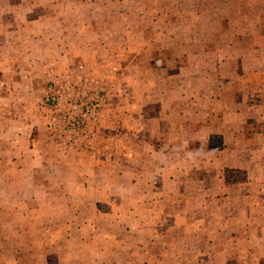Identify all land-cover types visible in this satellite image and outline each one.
I'll return each mask as SVG.
<instances>
[{
  "label": "rangeland",
  "instance_id": "1",
  "mask_svg": "<svg viewBox=\"0 0 264 264\" xmlns=\"http://www.w3.org/2000/svg\"><path fill=\"white\" fill-rule=\"evenodd\" d=\"M234 34L237 59H253L264 0H0V264H264V177L228 198L244 223L240 251L228 243L238 260L219 259L217 226L234 223L220 181L193 195V173L223 171L200 112L217 111ZM158 107L173 110L167 129L139 117ZM155 182L177 196L172 211H142ZM175 218L216 223V244Z\"/></svg>",
  "mask_w": 264,
  "mask_h": 264
},
{
  "label": "crops",
  "instance_id": "2",
  "mask_svg": "<svg viewBox=\"0 0 264 264\" xmlns=\"http://www.w3.org/2000/svg\"><path fill=\"white\" fill-rule=\"evenodd\" d=\"M236 34L233 35L234 43L232 42L226 45V49L234 53V55L232 56L235 57L231 58L234 60V65L231 66V71L222 72V75L218 78V81L212 83L213 85H211L212 87H214L215 93H212L209 98L212 101L214 99H218L217 111L211 109L215 107V104L209 103L208 108L200 112V114H202L203 116L201 119L203 122V127H206L204 131L209 132L206 146L208 148H214V146H212L211 144L212 136L218 135L219 137H221L222 148L224 149L221 151V156H225L222 161L223 171L219 173L217 178L216 176L212 177L209 171H203L202 173H199L198 178H195V174L193 173L192 178L197 186H201L202 188L200 190L193 188V195H201L203 197L209 196L208 187L210 186V183L213 181V179H217L218 181H220L218 187V195L220 196L219 210H224V219L222 218V220H224V222H234L219 223V225L217 226L218 231L216 232H218L219 234L218 252L219 255L222 254L218 256L219 259L223 261H232L234 259L238 260L237 257H239L238 254H240V252H230V250L228 249V243L230 245H233L234 250L237 251H240L238 249V246L244 243L242 240V236L241 238H238V235H242V226L244 223H238V216L236 217V215L233 214L234 211L236 212V205L238 204L234 202L228 203V198L231 200V195H241V191H243L244 189V192L246 193L244 195L248 196L247 193L252 194L253 192L247 189L246 184L251 186H258L259 181L264 177V163L259 162L260 156H262V154L264 153V58H262L264 56L262 54L264 52V47L262 46L264 43L252 45L251 51L255 53L253 59H251L250 61L239 60L237 59V56L238 51L241 50L240 47L242 45L239 44L238 46L240 40ZM259 37L260 35L253 36L254 39ZM261 37L263 40L264 35ZM231 63L232 62H228L226 64ZM206 76L207 74L205 75V78ZM209 82L210 81H207L206 84H208ZM192 96L194 95L192 94ZM212 96H214V98ZM140 106L141 105L137 104V107ZM190 110L192 111L194 109L190 108ZM173 116V110H168L165 107H161V109L158 107L157 113H155L154 115L153 112H145L144 115L139 114L140 118L151 117V120L155 119L156 122H158L160 125H164L166 129L168 127V120L169 122H171ZM211 118L217 122L218 127H216V125L212 127V121L209 122ZM193 119L194 120L191 124L196 123L195 119L199 120V117L196 118V115H194ZM256 124L257 126H260L259 130L255 129ZM255 136L257 137V139L255 138ZM207 164H209V162H206V165ZM227 170L245 172V182H227V179H229L226 176ZM166 175L162 172H159L155 175V178L160 182L163 180H170L172 182L173 180L170 179L171 177H166ZM155 184H157V182H155ZM242 185L246 188L244 187V189H242ZM149 190L150 193L145 194L144 196L145 201L143 207H141L142 211H145V213L147 211H150V209H152L154 212L156 210H159L158 212H160L161 210L172 211V205L178 201L177 196L173 195V190L162 188L160 184L159 187L154 185L153 187H150ZM253 191L255 190L253 189ZM257 195H259V193H257ZM203 203L204 212H207V207H205V204H208L207 200L204 199ZM253 203L249 205V209H253L254 211L252 210L251 212H249V215H251L253 212L255 214H258L259 212L258 206H256L257 208H253ZM251 218L252 217L248 218V220H250ZM164 222H166V219L164 220ZM175 222V225L177 227L178 225H188L190 229H193L192 233L195 236L197 235V237H195V240L198 241L197 243L200 242L203 245L216 244V241H214L213 238L206 237L212 229L216 230V223H179L178 218H175ZM250 224L251 226H253L256 224L261 225L263 223ZM223 228H225L226 230ZM227 228H230L231 231L229 229L228 232ZM251 236L253 237V235ZM247 237L249 238V236ZM263 240L264 238L256 240L255 245H258V243ZM252 241V239L249 238V240H247L246 238V245L251 244ZM191 244L194 245L193 243ZM242 251L243 249L241 250V254ZM260 253V255L256 254V258L262 260V258L264 257L260 256H264V253ZM194 255H196V253H194ZM199 255H206V253L200 252ZM236 255L238 256L236 257ZM251 256L253 257V255ZM242 258L248 259L250 257L242 255Z\"/></svg>",
  "mask_w": 264,
  "mask_h": 264
},
{
  "label": "trees",
  "instance_id": "3",
  "mask_svg": "<svg viewBox=\"0 0 264 264\" xmlns=\"http://www.w3.org/2000/svg\"><path fill=\"white\" fill-rule=\"evenodd\" d=\"M221 148L218 147V149ZM226 176L229 178L227 179V182H245L246 180V173L242 171H236V170H227Z\"/></svg>",
  "mask_w": 264,
  "mask_h": 264
}]
</instances>
